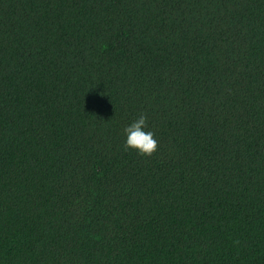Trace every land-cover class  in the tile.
Listing matches in <instances>:
<instances>
[{"label": "trees", "instance_id": "trees-1", "mask_svg": "<svg viewBox=\"0 0 264 264\" xmlns=\"http://www.w3.org/2000/svg\"><path fill=\"white\" fill-rule=\"evenodd\" d=\"M0 264H264V0H0Z\"/></svg>", "mask_w": 264, "mask_h": 264}, {"label": "clouds", "instance_id": "clouds-1", "mask_svg": "<svg viewBox=\"0 0 264 264\" xmlns=\"http://www.w3.org/2000/svg\"><path fill=\"white\" fill-rule=\"evenodd\" d=\"M148 117L141 113L130 124L123 128L126 148H133L141 154L150 155L156 149L158 141L154 138L155 133L147 127Z\"/></svg>", "mask_w": 264, "mask_h": 264}]
</instances>
